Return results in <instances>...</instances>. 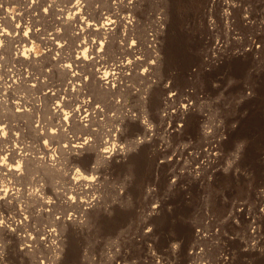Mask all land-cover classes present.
<instances>
[{
	"label": "rangeland",
	"instance_id": "rangeland-1",
	"mask_svg": "<svg viewBox=\"0 0 264 264\" xmlns=\"http://www.w3.org/2000/svg\"><path fill=\"white\" fill-rule=\"evenodd\" d=\"M127 1L46 0L25 18L36 62L8 65L16 87L0 70V264H264V0H134L123 18ZM74 3L81 24L61 20ZM102 13L116 24L97 33ZM79 44L115 72L107 88L95 64L75 82L62 68Z\"/></svg>",
	"mask_w": 264,
	"mask_h": 264
},
{
	"label": "bare ground",
	"instance_id": "bare-ground-1",
	"mask_svg": "<svg viewBox=\"0 0 264 264\" xmlns=\"http://www.w3.org/2000/svg\"><path fill=\"white\" fill-rule=\"evenodd\" d=\"M17 1L20 4V6L18 7V12L16 13V15L13 16V18L11 16L12 19L10 18L9 5L7 3L0 5V70H3L5 72V75L9 78V82L15 87L19 84V81L17 79L18 78L17 75L19 76V75L23 74L22 68H13V69H10V71L6 68L8 67V65L10 66V64L13 62H19L20 65H24V66H30V65L35 64L36 59L30 55L31 54L30 53V47H27L25 44V42L29 41L27 36H25L27 34V31L25 34H23L22 30L25 27L24 24H25L26 16H30L32 18V22L36 23L37 18L40 15V14H38V11H39L41 5L46 4V0H17ZM133 7H134V0L127 1L126 5H125L126 15H124L123 18H128L130 13L133 11ZM74 8H76V3H74V5L68 7L66 15H65V12H63V10H62V12L59 13L63 16V17H61V20L65 21V22H79L80 24L82 22H84L83 20H81L78 17L77 12L72 13L71 10H73ZM99 19L101 20V25L93 29L97 33L103 32V29L111 28V27H107V25L110 26V25L116 24V19H113L110 14L105 15L102 13L100 15ZM87 29L92 31L90 27H88ZM32 31H33V33H35L34 28L32 29ZM32 31H31V33H32ZM11 32H13L14 35ZM36 32H38V31H36ZM151 35H152L151 44L154 47H156L157 46V39L153 34H151ZM13 40L15 42H18V45L15 48H13L14 52L12 51V49H10L9 46H7V44H8L7 42H9L8 45H10V42ZM4 42H6L7 44H5ZM132 45H135V44H132ZM95 46H97L96 40L91 43V47H90L89 51L93 52V48ZM76 51L81 53V55L78 56L74 60V64L71 65L69 63H64L63 67H62L66 71H69V69L71 70L72 67L74 70H77V73H75L73 75V82H75L76 80L81 78V72H83L85 70L84 67L87 64H95L97 66V69H96V71H94L92 73V75L95 79H97L98 83L100 85L103 84V86L105 88L108 87L107 84H110L111 82L113 83V81L115 80V72L111 71L110 66L106 65V63H102L100 61L97 62L96 60H93L92 58L94 56H90V57L87 56V49H85V47H83L82 44H79L77 46ZM127 51H129L130 53H133L134 51H136L135 53H137L138 52L137 45L135 47H132V46L129 47L127 49ZM97 56L100 57V53H98ZM134 64H135V62L133 60L128 59L126 61H122L119 64L118 68L121 71V73H123L124 71H128L129 69H131ZM82 68H84V69L81 70ZM29 80L35 81V79L32 75L25 76L24 81H29ZM3 89L4 90L1 92L2 94L6 95V96L9 95L10 98H13L11 88H9L8 86H4ZM65 90H67V91H65ZM67 93H68V89L66 88V89H64V92L62 94H67ZM62 94L60 92H57V93H55V96L52 97L55 99V102L59 105L62 103V101L68 100V98H66ZM74 100H75V103H79V105H78L79 107L77 110L73 111V113L71 115H73V116H79L80 115L81 122L89 120V113H87L86 110H84V113L81 112L82 107L85 106V103L83 101L84 99L80 100L78 97V98H74ZM12 101L16 106H19V107H21L20 105L25 102V101L21 102L20 100H16V99H14ZM183 108H188V106L183 105ZM17 111L23 112L24 109L18 108ZM175 113L177 114L178 111H176ZM83 114H85V115H83ZM176 114L172 115L173 119L177 118ZM2 129H3V127L0 125V132H2ZM109 140H107V139L105 140V148H104V150H102L104 153H110V152H112L110 149L113 150V148H111L110 145H107ZM86 145H87L86 140H82L79 142V141H76V138H75L73 140L66 141L64 146H68L73 151V150H78L79 148H83ZM118 146H119V148H122L120 145H118ZM23 158H25V157H23ZM5 166H8L9 169L11 171H14V172L21 169L19 164L13 166L10 163L9 164L5 163ZM78 179H81V181L86 182V183H92L93 182V177H91V176H81ZM0 194H2L1 197H5V192L1 191ZM49 233H52V232H50V229H49ZM26 249H27V247H25V250ZM227 255H228V253H227ZM224 259H226V261H227L226 263L229 262L228 256H226ZM170 263H171L170 260L165 262V259H164L162 264H170ZM191 264H200V263L197 262L196 260H194Z\"/></svg>",
	"mask_w": 264,
	"mask_h": 264
}]
</instances>
